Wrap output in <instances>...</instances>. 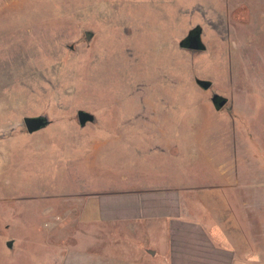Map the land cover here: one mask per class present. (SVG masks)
<instances>
[{
	"label": "rangeland",
	"instance_id": "rangeland-1",
	"mask_svg": "<svg viewBox=\"0 0 264 264\" xmlns=\"http://www.w3.org/2000/svg\"><path fill=\"white\" fill-rule=\"evenodd\" d=\"M36 23L56 38L37 58L28 57L32 45L25 42ZM197 26L206 49L181 48ZM197 79L211 88L203 90ZM213 94L228 100L219 112ZM79 110L96 123L81 128ZM35 116L51 123L29 134L24 118ZM152 120L178 133V147L162 162L144 146ZM155 134L161 141L162 131ZM0 137L47 143L68 137L77 156L85 155L38 175L25 156L12 166L0 190V264H133L135 243L118 240L158 233V221L93 227L74 209L60 222L49 210L65 216L77 205L49 196L83 181L100 187L156 186L171 175L201 186L264 181V0H0ZM210 191L187 194V207L193 212L194 202H203L209 218L226 214L217 199L225 194Z\"/></svg>",
	"mask_w": 264,
	"mask_h": 264
},
{
	"label": "crops",
	"instance_id": "crops-1",
	"mask_svg": "<svg viewBox=\"0 0 264 264\" xmlns=\"http://www.w3.org/2000/svg\"><path fill=\"white\" fill-rule=\"evenodd\" d=\"M158 130L163 133L161 141L158 133L155 134ZM177 135L175 127L157 125L154 120L147 124L148 144L144 146L152 154L150 159L155 161L160 158L159 162L165 160L168 151L178 147ZM55 140L51 138L47 143L42 137H0V190L4 178H10L12 166L16 162L19 164V159L24 156L29 159L37 175L43 169L54 172L52 170L63 167L72 160L75 161L74 159L81 162L85 158L83 151L77 156L74 140L68 137ZM86 158H89L88 155ZM152 167L154 168L153 165ZM83 171L89 172L85 169ZM223 173L227 179L232 175H228L226 170ZM262 177L264 178V173ZM82 184L84 186L61 193L57 191L49 196L52 200L64 201L69 206L76 204V208H70L65 216L55 214L52 208L48 213L57 216L58 221L62 222L72 217L75 209L80 213L82 223L93 227L109 222H159L161 231L158 233L126 234L118 240L135 243L136 250H130L128 254L133 264H264V181L259 182L256 187H235L234 184L226 183L219 185L218 182L213 184L215 186L209 184L210 186L203 187L180 181L179 177L171 175L164 183L156 186L143 185L141 182H132L126 187H100L89 185L88 182L85 184L84 181ZM214 188L221 195L225 194V197L217 199L226 205V214H216L209 218L212 214L210 205L203 202H194L193 212L187 207V194ZM200 200L203 198L200 197ZM84 236L89 241L99 240V236L93 234Z\"/></svg>",
	"mask_w": 264,
	"mask_h": 264
},
{
	"label": "water",
	"instance_id": "water-1",
	"mask_svg": "<svg viewBox=\"0 0 264 264\" xmlns=\"http://www.w3.org/2000/svg\"><path fill=\"white\" fill-rule=\"evenodd\" d=\"M202 35H203V29L200 26H197L193 29H191L188 32V35L182 39L179 43V46L183 49H187L189 51H204L206 49V46L204 45L202 41ZM93 37L92 32H86V38L88 41H90ZM197 84L203 89V90H209L212 86V83L210 81L206 80H196ZM211 101L217 111H220L225 107L228 100L227 98L219 95V94H213ZM77 118L79 125L84 128L89 123H95L96 117L85 110H79L77 112ZM51 121L47 116H35V117H25L24 118V126L29 134H34L47 126ZM13 242H10L8 244L9 247H12Z\"/></svg>",
	"mask_w": 264,
	"mask_h": 264
},
{
	"label": "bare ground",
	"instance_id": "bare-ground-1",
	"mask_svg": "<svg viewBox=\"0 0 264 264\" xmlns=\"http://www.w3.org/2000/svg\"><path fill=\"white\" fill-rule=\"evenodd\" d=\"M25 39H26L25 42L28 46L32 45L29 52H27L28 57L30 55L31 57H35V58L39 57L45 51L46 47L48 46L52 47V44L54 45L56 40L55 35H50L47 29L39 27V23H36V30L31 35V38L27 36V38ZM32 40L35 41L34 44H31ZM25 49L26 47L24 48V50Z\"/></svg>",
	"mask_w": 264,
	"mask_h": 264
}]
</instances>
